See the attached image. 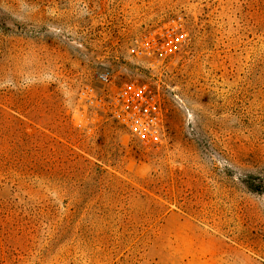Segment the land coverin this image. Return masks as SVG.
<instances>
[{"label": "rangeland", "instance_id": "374dc122", "mask_svg": "<svg viewBox=\"0 0 264 264\" xmlns=\"http://www.w3.org/2000/svg\"><path fill=\"white\" fill-rule=\"evenodd\" d=\"M100 71L159 144L80 101ZM0 264H264V0H0Z\"/></svg>", "mask_w": 264, "mask_h": 264}, {"label": "built area", "instance_id": "2783aa9c", "mask_svg": "<svg viewBox=\"0 0 264 264\" xmlns=\"http://www.w3.org/2000/svg\"><path fill=\"white\" fill-rule=\"evenodd\" d=\"M101 88L88 85L80 90L79 99L107 113L136 141L145 146L159 144L165 136L164 109L157 90L145 81L126 80L115 90L108 72L96 75Z\"/></svg>", "mask_w": 264, "mask_h": 264}]
</instances>
